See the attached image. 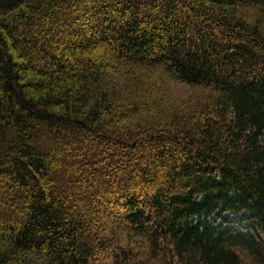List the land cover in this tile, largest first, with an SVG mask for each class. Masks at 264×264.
I'll list each match as a JSON object with an SVG mask.
<instances>
[{
  "label": "trees",
  "instance_id": "obj_1",
  "mask_svg": "<svg viewBox=\"0 0 264 264\" xmlns=\"http://www.w3.org/2000/svg\"><path fill=\"white\" fill-rule=\"evenodd\" d=\"M0 264H264V0H0Z\"/></svg>",
  "mask_w": 264,
  "mask_h": 264
},
{
  "label": "rangeland",
  "instance_id": "obj_2",
  "mask_svg": "<svg viewBox=\"0 0 264 264\" xmlns=\"http://www.w3.org/2000/svg\"><path fill=\"white\" fill-rule=\"evenodd\" d=\"M181 92H185V89L183 87L179 88Z\"/></svg>",
  "mask_w": 264,
  "mask_h": 264
}]
</instances>
